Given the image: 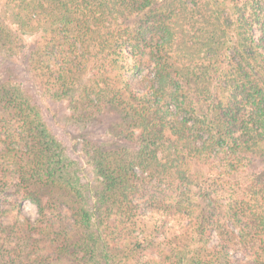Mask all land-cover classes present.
Here are the masks:
<instances>
[{
    "label": "trees",
    "instance_id": "obj_1",
    "mask_svg": "<svg viewBox=\"0 0 264 264\" xmlns=\"http://www.w3.org/2000/svg\"><path fill=\"white\" fill-rule=\"evenodd\" d=\"M0 264H264V0H0Z\"/></svg>",
    "mask_w": 264,
    "mask_h": 264
},
{
    "label": "rangeland",
    "instance_id": "obj_2",
    "mask_svg": "<svg viewBox=\"0 0 264 264\" xmlns=\"http://www.w3.org/2000/svg\"><path fill=\"white\" fill-rule=\"evenodd\" d=\"M19 66H21V64ZM17 69H19L18 70L19 73H22V71L20 70L21 69L20 67H18ZM22 77H23V79H25L24 76H22ZM52 112H53V116H51ZM49 113L50 114L48 116V121L53 125V128L59 134L64 135V136L66 135V137H67V134L65 132H67L68 129L65 127H62V124H63L62 119H63L64 114L66 113L64 106L61 104H57L53 108H51ZM69 131L71 132L72 130H69ZM72 134L73 133L71 132L70 135H72ZM68 137H69V134H68ZM8 199H9L10 204L6 205V208L8 209V211L6 214H4L2 216V221L4 224L10 225V227L14 226V228L18 234H20V233L23 234L25 232V230L20 225L15 224V219H19L20 221H23L25 218L29 219V220H34L36 217V206L32 202H30L29 200H23L20 202L19 206L16 205V201H17L16 199L17 198L14 194L9 195ZM20 228L22 229V231H20ZM32 235H33V233H32ZM3 236H4V234H2L1 240L3 239ZM35 236L39 237V235H35ZM8 240H9L8 242H5L6 249H11L13 246L17 247L18 249L20 248L21 252L18 256V258H20V259H17V261H19L21 263H23V261H24L22 253L24 254L25 252H28L30 259H34L37 257L38 254L49 253L51 251V248L49 247V245L47 243H45L44 241H40L38 243V245H32L31 244L32 242H28L29 244L26 247H24V246L22 247L20 245V243L15 244L16 243L15 238L11 239V237H9ZM155 250H157V249L155 248ZM155 250H153V251L149 250L148 251L149 255H152L153 257H155L156 256ZM233 253L236 254L237 256L241 257L239 251H234Z\"/></svg>",
    "mask_w": 264,
    "mask_h": 264
}]
</instances>
